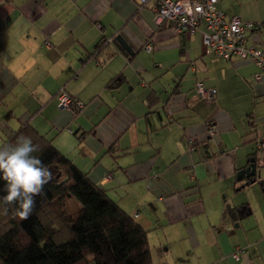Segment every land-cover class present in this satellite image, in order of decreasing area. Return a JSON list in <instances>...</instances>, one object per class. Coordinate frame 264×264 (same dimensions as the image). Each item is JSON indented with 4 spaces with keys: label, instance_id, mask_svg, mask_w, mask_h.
<instances>
[{
    "label": "crops",
    "instance_id": "0c3cea01",
    "mask_svg": "<svg viewBox=\"0 0 264 264\" xmlns=\"http://www.w3.org/2000/svg\"><path fill=\"white\" fill-rule=\"evenodd\" d=\"M154 5L0 0V144L24 122L51 139L145 229L152 264H264V74L255 78L252 61L207 51L202 27L174 32ZM217 6L263 23L247 42L264 49V0ZM119 33L133 54L113 39ZM104 36L111 40L97 51ZM162 64L184 77L195 65L191 86L144 77ZM196 81L212 96L201 97ZM61 89L85 103L79 113L90 126L58 107ZM253 156L261 174L236 179ZM117 187L128 194L115 198ZM237 245L244 252L234 259Z\"/></svg>",
    "mask_w": 264,
    "mask_h": 264
},
{
    "label": "trees",
    "instance_id": "16d2710c",
    "mask_svg": "<svg viewBox=\"0 0 264 264\" xmlns=\"http://www.w3.org/2000/svg\"><path fill=\"white\" fill-rule=\"evenodd\" d=\"M254 23L257 27L249 29L251 34L263 27V23ZM107 40L105 36L101 38L97 51ZM61 92L65 90L56 93L58 107ZM65 93L71 97L69 110L75 116L85 103L78 110L72 104L77 98ZM22 135L31 137L39 146V156L54 178L36 197L27 219L18 215L17 204L3 201L6 192L0 181V264H152L145 229L61 153L51 139L24 122L0 146L15 144ZM67 199L78 203L74 213L65 208Z\"/></svg>",
    "mask_w": 264,
    "mask_h": 264
},
{
    "label": "built area",
    "instance_id": "2783aa9c",
    "mask_svg": "<svg viewBox=\"0 0 264 264\" xmlns=\"http://www.w3.org/2000/svg\"><path fill=\"white\" fill-rule=\"evenodd\" d=\"M141 5L155 2L153 10L159 20L170 21L172 29L176 33H193L202 28V40L207 51L217 56L230 58L238 56L240 59L252 61L258 70L255 78L264 74V49L247 42L249 29L256 28L252 21L242 20L237 16H226L225 12L215 6L217 0H137ZM110 39L108 38L107 42ZM146 50L152 48L151 42L145 43ZM196 88L203 98L212 96L215 91L212 87H205L201 81H196ZM59 107L71 109V97L65 92L59 94ZM74 107L81 109L82 101L76 99ZM76 109V110H77ZM214 129L209 127V133ZM261 141L264 146V138ZM244 252L240 246H235L232 257L238 259Z\"/></svg>",
    "mask_w": 264,
    "mask_h": 264
},
{
    "label": "clouds",
    "instance_id": "9594fccd",
    "mask_svg": "<svg viewBox=\"0 0 264 264\" xmlns=\"http://www.w3.org/2000/svg\"><path fill=\"white\" fill-rule=\"evenodd\" d=\"M40 148L32 138L22 135L15 144L0 146V181L4 182L6 204H17L18 215L27 219L36 197L49 184L54 173L39 156Z\"/></svg>",
    "mask_w": 264,
    "mask_h": 264
},
{
    "label": "rangeland",
    "instance_id": "374dc122",
    "mask_svg": "<svg viewBox=\"0 0 264 264\" xmlns=\"http://www.w3.org/2000/svg\"><path fill=\"white\" fill-rule=\"evenodd\" d=\"M175 70L176 69H174V68L172 69V67L169 66V64H162L161 66H158V67L151 66L148 70L144 71V73H145L144 74V77L146 76L147 78H149V80L152 79V82H154L155 84H156V82H159V81H163L164 83H169V85L171 86V89H172V85L174 83H176L179 78L180 79L182 78L183 83H184V87L185 88H189L191 86V79L193 80L195 78V74L197 73V68L195 67V65H191V66L188 67V70L189 71H187L188 73H187V76L186 77H184L182 75L183 72H184L183 69L182 70L180 69V71H175ZM177 72H179V75L177 77H174L175 74H177ZM135 74L137 75V77H139V74L137 72H135ZM171 78H173V79L170 80ZM156 79H158V80L156 81ZM169 80H170V82H169ZM126 88L128 90L129 89V86L127 85ZM141 89H143V88H141ZM65 91H66V89H65ZM86 102H88V101H86ZM103 104L104 103H102V105H100V106L97 107L96 110H97L98 113L102 112ZM77 116H79V118L82 121L87 122V124L90 126V123L88 121L90 117H88V115H85V113H79ZM97 118H99V117H97ZM153 120L155 122L158 121V118L156 117V114H153ZM136 123H137V126L139 128V125H141V124H139V123H141V120H140V122L138 121ZM143 129L145 131V128H142V133L140 134L141 135V138H143ZM139 130L141 131V129H139ZM157 133H159V132H157ZM145 135H146V131H145ZM155 135L160 136V134H155ZM90 139H92V138H89V140L87 141L88 142V145H90V143H96L95 140H90ZM79 144L75 147V149L77 148V149L80 150V148H81L82 145H79ZM131 191L132 190L129 188V193L130 194L132 193ZM126 194H128V191L126 193V189H124L123 187H117L116 191L113 192V195L112 196H114L115 198H119L118 197L119 195H126ZM64 206L71 213H74L77 210V208H78L77 202H75L74 200H70V199H67L65 201Z\"/></svg>",
    "mask_w": 264,
    "mask_h": 264
},
{
    "label": "water",
    "instance_id": "95a60500",
    "mask_svg": "<svg viewBox=\"0 0 264 264\" xmlns=\"http://www.w3.org/2000/svg\"><path fill=\"white\" fill-rule=\"evenodd\" d=\"M115 41L130 55L133 54L132 48L124 40L123 36L120 33L115 36ZM262 168H263L262 163L260 164L257 157L253 156L250 159L249 163L238 171L236 175V179L240 180L242 176H245L248 182H253L256 179V177L261 174Z\"/></svg>",
    "mask_w": 264,
    "mask_h": 264
}]
</instances>
